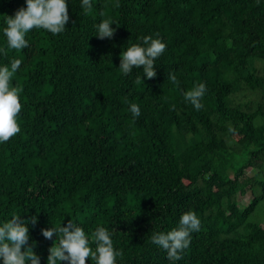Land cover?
Masks as SVG:
<instances>
[{"label":"trees","instance_id":"16d2710c","mask_svg":"<svg viewBox=\"0 0 264 264\" xmlns=\"http://www.w3.org/2000/svg\"><path fill=\"white\" fill-rule=\"evenodd\" d=\"M23 6L0 0V25ZM68 12L63 33L34 29L28 48L0 57L22 59L0 220L38 217L29 245L41 264L56 236L40 230L72 218L89 236L112 231L118 264H170L151 236L191 210L201 228L175 264H264V0H94L87 14L68 0ZM102 18L116 23L110 39L95 35ZM145 36L166 43L156 76L122 75L121 52ZM201 83L197 111L183 94Z\"/></svg>","mask_w":264,"mask_h":264},{"label":"clouds","instance_id":"9594fccd","mask_svg":"<svg viewBox=\"0 0 264 264\" xmlns=\"http://www.w3.org/2000/svg\"><path fill=\"white\" fill-rule=\"evenodd\" d=\"M116 2L118 4V0ZM260 2L262 0H257V3ZM93 3L94 0H80V8L87 14L92 10ZM101 16L104 14L101 13ZM69 19L68 0H25V6L20 7L14 15L3 17L0 34L4 37L5 46L0 47V57L6 56L9 50L19 52L28 48L26 37L34 29H43L53 36L63 33ZM114 23L111 18H102L95 25V35L99 39L112 38L116 31L112 27ZM165 49L166 43L159 36H145L124 48L118 69L122 75L128 76L142 66L143 75L139 79L153 78L157 74L155 61ZM21 64V58L0 62V143L7 142L20 131L17 117L22 108L21 89L15 86L13 77ZM167 79L175 82L176 76L169 72ZM205 92V85L198 84L184 92V101L199 111ZM129 111L134 119L141 116V108L136 103L129 105ZM37 222L36 216L29 221L15 212L0 220V264H41V256L29 245L28 225L31 223L35 226ZM200 228V218L189 210L181 214L176 227L153 233L151 243L163 249L170 264H175L189 247L191 234ZM40 231L46 240H52L54 234L56 236L54 246L49 249L47 264H86L89 257L93 264H118V258L122 256V251L114 246V233L104 226H97L89 236L85 228L72 218L66 224H52Z\"/></svg>","mask_w":264,"mask_h":264},{"label":"rangeland","instance_id":"374dc122","mask_svg":"<svg viewBox=\"0 0 264 264\" xmlns=\"http://www.w3.org/2000/svg\"><path fill=\"white\" fill-rule=\"evenodd\" d=\"M250 174H252L251 171H250ZM249 197H250V196H245L244 198H242V202H243L244 204H247V203L249 202Z\"/></svg>","mask_w":264,"mask_h":264}]
</instances>
